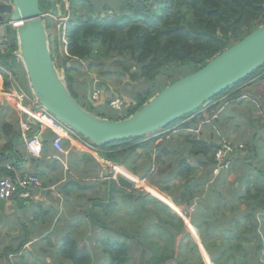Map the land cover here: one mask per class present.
<instances>
[{"label":"trees","instance_id":"1","mask_svg":"<svg viewBox=\"0 0 264 264\" xmlns=\"http://www.w3.org/2000/svg\"><path fill=\"white\" fill-rule=\"evenodd\" d=\"M117 1L118 12L114 9V12L109 14L108 12L112 11L110 6H103L100 11L94 10L93 6L88 4L89 10L78 15L77 7L74 5L76 0H71V7L76 13L75 19H71L64 30L68 42L67 54H57V39L55 47L50 49L55 67L58 72L63 71V82L67 86L68 81L74 88L75 80L71 73L77 71L76 65H78L74 60L80 63L88 62L89 71L95 68L102 71L107 66L113 65L114 69L119 70L127 78L128 83L135 84L138 80L142 82L145 89L129 98V106L122 113L109 110L110 100L94 105L85 96L82 97L81 106L84 109L103 119L112 118V121L130 117L162 90L179 79L197 72L214 57L264 25V0H161L153 5L149 0ZM5 34L10 39V45L7 52L0 55V66L13 73L23 90L30 92L24 69L14 56L17 50L16 33L10 26H6ZM262 72L264 67L226 89L198 110L161 130L166 131L178 126L176 129L178 134L166 140L167 145L163 144L164 141L160 145H155L158 138L155 137L156 133H153L142 138L115 141L100 148V153L106 161L125 167L134 175L141 173L140 176L146 180V183L155 186L161 192L169 194L168 188L164 186L170 187L172 195H169L174 197L177 205L182 204V196H185L184 201L188 205L199 203L196 216H192L190 220L198 229L203 247L211 260L210 262L206 255L207 264H264V173L251 174L247 170L243 180L246 189L244 195L238 198L239 206L236 208L231 198H227L222 204L223 208H220L219 203L224 197L218 194L216 188L212 189V186H209L210 190L205 194L206 200L200 198L203 180L210 181L209 171L213 165L214 153L228 141L218 144V139L213 135L219 121L216 115L219 112L217 110L219 103L216 105L212 103L224 96L227 101H234L241 93L236 90ZM104 74L111 77L112 72L106 71ZM98 80L101 92L102 88L108 91L107 80L100 77ZM9 86V82L5 79L4 88ZM234 91L236 92L232 94ZM90 103L94 105L93 110L86 107L90 106ZM207 129L210 131L208 137L204 134ZM174 134L170 132V135ZM0 137L9 139L2 148V161L13 160L14 157L19 156V152L15 149L22 142L19 128L5 121L0 127ZM162 137L165 138L166 135ZM41 138L44 157L49 146L51 147L52 136L44 137L43 134ZM176 140L180 141L182 148L177 151V156L173 157L176 151L172 155L168 145L174 146ZM221 141L222 139L219 140ZM247 144L248 142L245 143L246 148ZM241 146L245 147L243 144ZM138 150L140 156L147 161L144 167L137 170L135 152ZM238 152L239 149L235 150V155ZM239 160V155L231 160L230 170L234 173L238 169ZM198 170L202 179H195L194 174ZM5 172H8L6 168L1 167L0 179L9 176H2ZM122 173L134 178L123 170ZM43 176L38 177L43 178ZM168 180L170 182L166 184L165 181ZM119 182L126 185L128 190L133 186L122 178ZM211 184L210 181L209 185ZM126 191L121 190L111 180L110 199L112 195L120 193L126 195L134 204L136 198L129 196L130 193ZM230 196L233 197L234 194L230 193ZM214 200L218 205L204 214L202 209L204 202L214 204ZM154 203L158 205L159 212L153 211V213L163 228L158 236L161 242L157 243V247L160 249L163 247L162 243L170 241L172 252L166 257L168 262L176 263L174 242L175 237L183 232L184 223L168 207L157 201ZM100 204L106 205L104 202ZM137 210L134 211L135 215ZM161 210L164 211L163 215ZM197 216L201 217V220L196 218ZM213 218L214 222L211 221ZM211 223L215 226L212 227ZM70 229L68 228V231ZM143 239L135 238L134 242L142 246ZM147 246L151 251L149 258L142 256L137 264H165L164 259L158 255L159 249L154 251L149 245ZM55 250L57 257L68 264H92L88 250L80 247L70 233L63 234ZM193 250H196V247L189 249L186 247L188 254ZM10 251L9 248L0 249V264L2 261L9 264ZM111 251L114 253L111 264H127L126 246L120 245L119 248ZM34 262L36 263L37 260Z\"/></svg>","mask_w":264,"mask_h":264},{"label":"crops","instance_id":"2","mask_svg":"<svg viewBox=\"0 0 264 264\" xmlns=\"http://www.w3.org/2000/svg\"><path fill=\"white\" fill-rule=\"evenodd\" d=\"M94 10H96L95 7ZM2 30H4V27L0 26V32ZM5 79H7L8 82V78L0 73V108L1 105H4V101L6 100V102H8V108L11 112H13V114L11 117L3 116L2 119L13 127L16 126L17 128H19V130L21 123L26 124L29 128V134L37 133L38 128L36 129V125L24 118L23 114L19 112L14 103L6 98L4 90L8 87L4 88ZM83 87L85 86L80 85L77 91L79 94L81 92V98L82 94L84 93ZM236 91H241L238 97L242 99L249 100L254 98H263V100H261V103L260 100H257V103L255 100L253 101L255 102V104H258V106H261L263 104L264 109V72L243 84ZM236 91L232 92V94H234ZM102 93H106L105 88H102L101 94ZM87 94L89 95L87 96V99L92 102L90 98L91 95L89 93ZM223 98H226V96H224ZM104 101L105 99L103 98V96H101L99 102L103 103ZM99 102H92V104H100ZM232 102L234 101L232 100ZM254 102L252 103L254 104ZM216 103H219V101L215 102L213 105H216ZM109 110L112 111L110 108ZM240 110L242 113H246L244 108H240ZM222 112L226 115L228 113L227 108L223 107L221 110H219L218 113ZM263 116L264 115L260 110H253L252 117L249 119L251 120L254 118L256 122H261L264 119ZM261 118L263 119L259 120ZM227 119L228 118L222 117V124H225ZM5 121H3L2 124ZM262 122H264V120ZM261 127L264 129L263 124H261ZM206 133L207 131H204V134ZM255 134L256 131L253 132V136H255ZM48 136L52 135L50 132L45 131L44 137ZM8 142V138L0 137V168H6L7 165H10L23 175H35L37 178L41 179L42 184L44 183L40 189H34L31 192L30 197L28 198L17 197L15 198V200L10 202L0 201V233H3V231H7V233L5 234H7L6 238L9 240V248L11 250V253L16 256H20L19 258H17L18 260H22L21 255L26 252L23 250L30 246H36L37 248L39 247L38 251L41 254L46 255L48 254L47 251L49 249L47 248V246H49L50 248H52L51 250L54 251V256H57L55 248L59 245L61 237L64 233H70L72 237L77 240L80 247H85L88 250L92 264H102L104 259H109V264H111L112 254H114L111 249H117L120 245H124L127 247V264H137L140 260L137 261L135 259V255L130 252L132 240L127 236L123 239L121 235L114 234V228L111 226L114 222V215H122V210L120 208H117L113 211H110V208L104 207L106 205L100 204V202H104L106 204V202L109 203L110 201L111 180L114 181L121 190H127L126 192L130 193L129 196L136 198L134 204L137 205L140 201H145L143 196H146L148 197L146 200V204L145 202H143L142 206H152L153 204H155L154 202L157 201L168 207L169 210H171L176 215L178 214L175 211L176 203L174 202L173 196H170L168 193L161 192L155 186H151L146 183V180H144L140 176L141 173L134 175L129 169L106 161L100 152H89L85 149H82L76 144L72 145L70 144V142L65 141L63 143L65 153L60 156V160L54 158V155H56L57 152L54 151V149L50 146L47 152H45L46 155L43 158L36 159L31 158L28 155L24 144L20 142L15 148L19 152V156H16V158L14 157L13 160L2 161V148ZM251 144L255 148V143L253 142ZM233 145L236 147L241 146L235 144ZM135 154L137 156L135 167L138 170L140 167H144L146 165L147 159H144L140 156V150L136 151ZM237 155H235V157H237ZM235 157H233L232 160H234ZM258 163L260 164L259 167H256L255 163H251L253 165V168H251L250 170L251 174L260 172L264 173L261 168L264 167V159L259 160ZM237 168L238 169L235 173L231 170L222 173H214L211 167V171L209 172L210 181L212 184L209 185L210 181L208 182L203 180V185L200 187L202 191L200 198H202V200H206L205 194L210 190L209 186H212V189L216 188L217 192H220L219 195L224 197V199L219 203L220 208H223L222 204L227 198L232 199V204L235 208L236 206H239L238 198L244 195L246 188L243 185V180L245 179L246 173L248 171L246 173H238L239 165L237 166ZM122 170L134 177L135 180H131L128 176L123 174ZM4 175H10V173L5 172L2 176ZM37 175L44 176L43 178H41ZM194 176L195 179H202L200 170L197 172V175L194 174ZM120 178L128 181V183L130 184L134 183V186H132L130 190L126 189V185H122L121 182H119ZM165 182L167 184L170 181L168 180ZM154 193L163 197L167 201L170 199V201L168 202H170L173 207L162 201L160 198H158V196H155ZM230 193L234 194V196L231 197ZM115 195L120 196L121 194L117 193ZM95 203L98 205L96 207H104L98 209V214L100 216L98 224H96L92 220V216L95 213ZM217 205L218 204H216L215 200L214 204H211L207 201L204 202V205L202 206L204 214H207L209 209ZM186 206H188V204H186ZM191 207L193 206L191 205ZM136 209H138V212L139 207H136L135 210ZM145 214L147 215L146 218L144 217L145 221L148 218H156L155 214ZM82 215H84V217H82ZM186 215L187 217H192L189 212H186ZM66 216L70 218L71 222L68 223L67 227L63 228L62 234L58 233L59 237L57 239V242L55 243L50 239L49 234L53 231L58 232L62 230L61 227L63 226L61 224L65 223L64 218ZM196 218H199V220H201V217L199 216H197ZM151 219H149L150 222ZM180 219L184 223V229L182 233L178 234L175 237L176 241L174 242V259H176L179 250L183 249L186 251V247L187 249H189L190 247H196V250H193L192 252H197V254L199 255V259L197 258V263L200 264V262H202L203 264H207V262L205 261V255H207L209 261L211 262L209 255L203 247L198 229L193 225V223H191L190 219L186 221L187 223L182 218ZM205 221L206 219L204 218V223ZM155 222L160 223L157 220ZM213 226L215 225L212 224V227ZM68 228H71L70 231H68ZM190 229L194 230L195 234H193L194 232H191ZM9 232H14L15 234L10 235ZM178 236H181V239L177 242ZM1 238L2 236H0V239ZM183 239H187V242L183 243ZM45 240L48 242L49 240H51L52 243L46 244L44 243ZM5 246L7 245H4L2 249H4ZM91 246H93V254ZM108 249L110 250L108 251ZM139 252L142 253L141 249H139ZM149 252L151 254L150 250ZM192 252H190L189 254H191ZM31 254L34 255L33 252H31ZM28 255H30V253H28ZM142 256L144 255H141V257Z\"/></svg>","mask_w":264,"mask_h":264},{"label":"water","instance_id":"3","mask_svg":"<svg viewBox=\"0 0 264 264\" xmlns=\"http://www.w3.org/2000/svg\"><path fill=\"white\" fill-rule=\"evenodd\" d=\"M39 2L0 3V24L7 19L21 24L16 30L18 48L29 87L39 104L98 148L157 133L264 67L263 25L197 72L162 90L130 117L120 121L103 119L84 109L59 76ZM46 2L49 13L60 17V6L54 0Z\"/></svg>","mask_w":264,"mask_h":264},{"label":"rangeland","instance_id":"4","mask_svg":"<svg viewBox=\"0 0 264 264\" xmlns=\"http://www.w3.org/2000/svg\"><path fill=\"white\" fill-rule=\"evenodd\" d=\"M54 1L56 4H58L61 7L62 12H61L60 17H54L53 15H52L53 17L47 16V14L50 12V10H49L48 3L46 2V0H41L39 2V7H40L41 11L45 12V18H43V21L45 22L46 27H47V34L49 36L50 49H53L55 47L54 44H55V41L57 39L58 40L57 54L65 55V54H67V50H68V42H67L64 30L67 27V23L71 19H75L76 10L71 7V0H54ZM156 1H161V0H149V3L153 5ZM88 4H91L93 6V8L95 7L96 9H99L100 11H102L101 9L103 6H110V8H112V11H109L108 12L109 14H112V12H114V9L116 10V12H118V7H119V3L117 0H76V2L74 4V5H76L77 10H78L77 11L78 13H76V14L82 15L85 12H87L89 10V7L87 6ZM83 9H84V11H83ZM5 25L10 26L9 23H5ZM62 36H64V37H62ZM74 62H78V65H76L77 71L71 73V75L74 77V80H75L74 88L76 91L74 90L73 86L70 85V83L68 81H67L68 86L67 85L66 86L68 87L69 92L72 94V96L76 99V101L80 105L83 103L82 98L80 97L81 92H80V94L77 92L80 85L85 86V87H83L84 93L82 94V97L85 96L87 98V96H89L87 93H89L91 95L93 93L94 89H96L99 92L100 97L103 96V98L105 100L111 101V100L119 97L121 99L125 98V100L128 103L130 102L129 98L131 96H134L137 93L142 92L143 89H145V86L143 84H141L142 82L140 80H138L135 84L134 83H131V84L128 83L127 78L124 75H122L119 70L114 69L113 65L107 66L102 71H98L97 68L89 71L87 69V65L89 64L88 62L80 63L77 60H74ZM89 62H91V61H89ZM106 71L112 72L111 77H108L104 74V72H106ZM59 76L61 77V79H64L63 71L59 72ZM99 77L103 80H107L106 86H108L109 90L106 91V93L101 94L100 83L98 80ZM116 79H118V80H116ZM253 100H255L256 103H257V100H260V103H261V100H263V98H254V99L246 100V99H242V98L238 97L237 99L234 100V102L226 101L225 98H220L218 100L219 101V105H218L219 108L217 110H221L224 107V108H227L228 113L226 115L223 114V112L217 113V116H218L217 119L219 121L217 123V127H216L217 129L213 132V135L215 138L218 139V142H217L218 144H221L222 142H225L226 140H228L227 142L230 144L231 143H233L235 145H242L243 144L245 146L240 152H238L239 157H240L238 173H240V172L246 173L247 169L250 171L251 168H253V165H252L253 163L256 164V167H259L260 164L258 163V161L261 159H264V129L261 127V124L264 125V122H262L264 119L263 118L259 119V120L263 119L261 122H256V120L254 118L251 120L249 119L252 117V111L253 110H256V111L260 110L261 113L264 115V109H263V104L261 106H258V104H255V102ZM110 101H109V103H110ZM209 102H207V103H209ZM252 102H254V104ZM214 103H212V105ZM93 106L94 105H92L90 103V106H86V107L89 110H93L94 109ZM256 106H257V108H256ZM240 108L241 109L244 108L246 113L245 114L242 113ZM12 114H13V112H11L8 108V102H6V100H5L4 105H1V108H0V126L2 125V122L5 121L2 119L3 116L4 117H11ZM249 114H250V116H249ZM260 116H262V115H260ZM222 117L228 118L226 120L225 124H222V121H221ZM257 117H258V115H257ZM108 119L113 120L112 118H108ZM115 119H119V118H115ZM249 122H250V124H249ZM177 127L178 126H175V127L171 128L170 130L157 132L155 134V137H157L158 140L155 143V145H160L163 141L165 142L169 138H172V136H176L178 134V132L176 131ZM206 131H207V133L205 134V136L207 135L206 137H208L210 131L208 129ZM255 131H256V134H255V136H253V132H255ZM170 132H173L175 134L170 135ZM164 135H166L165 138L162 137ZM177 138L178 137H176V139ZM220 139H222L221 142H219ZM175 142H176V144H174V146H173V144L168 145V149H171L172 155L176 151V155H173V157H176L177 151H179V149L182 148V144L180 143L179 140H176ZM246 142H248L247 148L245 145ZM253 142L255 143V148L251 144ZM163 144L167 145L166 142ZM254 154H255V157H254ZM261 168H262V171H264V167H261ZM195 175H197V173H195ZM130 179L135 180V178H130ZM133 186H134V183H133ZM164 187L168 188L169 194L172 195V189L168 186H164ZM174 192L176 193L177 191H174ZM154 194H155V196H158V198H160L162 201L166 202L171 207H173L172 204L170 202H168V201H170V199L167 201L166 199L159 196L158 194H156V193H154ZM215 196H217V195H215ZM164 197H166V196H164ZM143 198L145 199V201L142 200L138 203L140 205H138V204L136 205V204H133L132 201L130 202L126 195H120V196L112 195L109 203L106 202V206H104V207H107L110 209L120 208L122 210V212H123L122 215H117V214L114 215V222L112 223L111 226L114 228V234L121 235V237L123 239L126 236L131 237L132 241H131L130 252L135 255V259L137 261H139L141 259V255H144L145 257H149L150 252H149V249L147 248V245H149V247L154 251H157L159 249L157 247L158 246L157 243H160L161 241H160L158 236L160 235L161 231L163 230L162 224L155 222L156 221L155 217H152L153 220L151 218H148L146 221L144 220V217L145 218L147 217V215L145 213H152V215H153L154 214L153 211L159 212V210H158L159 208H158L157 204H153L152 206L146 205L145 208L143 209L142 204H143V202H145V204H146V200L148 197L143 196ZM176 199H178V197H176ZM184 199H185V196H182V200H183L182 204H180V205L176 204L175 211L178 213L177 215L180 218H182L183 220H185V222H186L188 219L191 218V216L187 217L186 212H189L192 216H196L195 213L198 211L199 203H196V205H192L193 207H191V204L186 206V202L184 201ZM96 206H98V205L95 203V213L92 216V220L96 224H98L99 220H100V216L98 214V209L104 208V207H96ZM136 207H139V211L135 215L134 211H135ZM163 214H164V211H162V215ZM226 215H227V213H226ZM166 216H168V215H166ZM82 217H84V215H82ZM64 219H65V223L61 224L63 226V227H61L62 230L58 231V232L53 231L49 234L50 239L55 243L57 242V239L59 237L58 233L62 234L63 228L67 227L68 223L71 222V220L68 216H66ZM149 219H151V222L149 221ZM222 219L223 218L221 217L220 220H222ZM211 221L214 222V218L211 219ZM223 221H225V220H223ZM190 230H191V232H194L193 234H195L194 230H192V229H190ZM5 233H7V231H3V233H2V238L0 241V249L3 248L4 245H7L4 248L10 247L8 244L9 240L6 238L7 234H5ZM9 234L14 235L15 233L9 232ZM132 235H135V237ZM135 238H144L143 244H142V246H140V248L134 242ZM180 239H181V236H178L177 242ZM51 240H49V242L45 240L44 243L51 244L52 243ZM182 242L186 243L187 239H183ZM162 246L163 247L159 249V254H158V252H157V254L159 255L160 258L164 259L165 264H177L179 262H180V264H199V263H197V261H198L197 258L199 259V255L197 254V252H192L191 254H187L186 251L183 249L179 250L178 255L176 257V263L171 262V261L168 262V258L166 256H169V254L172 252L171 242L166 241L165 243H162ZM38 248L36 246H34V247L30 246L28 248H25L23 251H26V252L21 255V257H23L24 260H18L17 258H19L20 256H16L13 253H11V251H10L8 253L9 254V257H8L9 258V264H22L24 262H27V264H68L66 261H64L60 257L54 256V251H52L51 250L52 248H50L49 246H47V248H49L47 251L48 252L47 255L41 254L38 251ZM92 248H93V246H91V249ZM139 249H141L143 254L139 252ZM31 252H33L34 255H32ZM28 253H30V255H28ZM93 253H94V251L92 249V254ZM35 260H37L36 263L34 262ZM109 262H110L109 259H107V260L104 259L102 264H109ZM1 264H6V262L2 261ZM95 264H98V263H95Z\"/></svg>","mask_w":264,"mask_h":264},{"label":"built area","instance_id":"5","mask_svg":"<svg viewBox=\"0 0 264 264\" xmlns=\"http://www.w3.org/2000/svg\"><path fill=\"white\" fill-rule=\"evenodd\" d=\"M13 30L18 28L19 23H10ZM10 45V40L5 33L0 32V55H3ZM18 61H21L19 51L15 52ZM0 73L7 76L10 80V87L6 91V98L14 103L23 117L37 126L38 132L34 135L29 134V128L26 124H20L21 139L27 153L36 159L43 157V144L41 136L45 131L52 133L51 147L57 152L54 157L60 160V156L65 153L63 143L65 141L70 144H76L82 149L89 152H99V148L91 142L81 137L74 129L65 125L52 114L46 111L38 102L33 94H28L23 90L18 80L12 76L6 69L0 66ZM100 94L94 90L91 94L93 102H99ZM129 106L125 99L115 98L110 101L109 108L113 112L122 113ZM233 147L228 144H222L214 153L213 172L222 173L229 170L231 166L230 156L233 153ZM6 170L9 176L0 179V201L10 202L17 197H30L34 189H40L42 182L34 175H23L12 166L7 165Z\"/></svg>","mask_w":264,"mask_h":264},{"label":"clouds","instance_id":"6","mask_svg":"<svg viewBox=\"0 0 264 264\" xmlns=\"http://www.w3.org/2000/svg\"><path fill=\"white\" fill-rule=\"evenodd\" d=\"M61 8V7H60ZM62 12V11H61ZM44 14H45V12H43ZM50 14V13H49ZM43 18H45V16L43 17ZM42 18V19H43ZM5 23H13L12 21H9L8 19L6 20V21H4L3 23H1L0 24V26H3L4 27V30H2L1 32L2 33H5V27H6V25H5ZM21 24L19 23V26H20ZM18 26V27H19ZM11 27V26H10ZM13 30V29H12ZM16 30H17V28H16ZM16 30H13L15 33H16ZM62 37H64V36H62ZM9 38V37H8ZM10 40V39H9ZM16 40H17V50L15 51V52H17V51H19V48H18V39H17V34H16ZM7 52V51H6ZM5 52V53H6ZM15 52H14V56H15ZM4 53V54H5ZM20 53V52H19ZM66 55V54H65ZM20 57H21V55H20ZM15 58H16V56H15ZM16 60H17V58H16ZM17 63L18 64H20V65H22V58H21V61H18L17 60ZM22 67H23V65H22ZM5 69V68H4ZM23 69H24V67H23ZM9 72V71H8ZM24 72H25V70H24ZM10 74H13V73H11V72H9ZM26 74V73H25ZM13 76V75H12ZM7 77V76H6ZM13 77H15V76H13ZM8 78V77H7ZM16 78V77H15ZM26 79H27V77H26ZM17 80V79H16ZM8 82H9V84H10V80H9V78H8ZM27 82H28V80H27ZM10 87V86H9ZM22 87V86H21ZM28 87H29V83H28ZM8 90V89H7ZM7 90H4V94L6 93V91ZM94 90H96V89H94ZM25 91V90H24ZM29 91L30 92H27L28 94H33L32 93V91H31V89H30V87H29ZM26 92V91H25ZM90 98H91V96H90ZM92 101V100H91ZM93 102V101H92ZM37 127V126H36ZM168 130H170V129H168ZM167 131V130H166ZM48 132H50V131H48ZM51 133V132H50ZM36 134V133H35ZM44 134V133H43ZM42 134V135H43ZM51 135H52V133H51ZM42 137V136H41ZM41 141H42V138H41ZM227 143V142H226ZM228 144H230V143H228ZM232 147H233V149H234V151H233V153L231 154V156H230V160H232V158L235 156V150H237V149H239V151H241L242 149H243V147L242 146H238V147H235V146H233L232 144H230ZM99 152H100V148H99ZM34 158V157H33ZM213 165H214V162H213ZM213 165H212V169L214 170V168H213ZM229 169H231V166H230V168ZM212 170V171H213ZM228 171V170H227ZM224 172H226V171H224Z\"/></svg>","mask_w":264,"mask_h":264},{"label":"flooded vegetation","instance_id":"7","mask_svg":"<svg viewBox=\"0 0 264 264\" xmlns=\"http://www.w3.org/2000/svg\"><path fill=\"white\" fill-rule=\"evenodd\" d=\"M41 1V0H40ZM0 3H3V4H11L12 3V0H0ZM48 17H53L51 14H47Z\"/></svg>","mask_w":264,"mask_h":264}]
</instances>
